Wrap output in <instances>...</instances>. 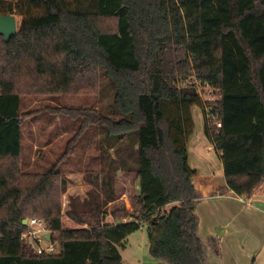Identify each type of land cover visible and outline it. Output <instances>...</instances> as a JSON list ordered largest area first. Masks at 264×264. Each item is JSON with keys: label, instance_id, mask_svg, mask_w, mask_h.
<instances>
[{"label": "trees", "instance_id": "trees-1", "mask_svg": "<svg viewBox=\"0 0 264 264\" xmlns=\"http://www.w3.org/2000/svg\"><path fill=\"white\" fill-rule=\"evenodd\" d=\"M20 1L0 0V14L24 16L9 41L0 34V264H125L119 246L145 224L155 259L211 264L189 163L193 107L203 110L229 188L251 195L264 184V0ZM104 17L116 19L114 30L100 27ZM100 78L103 198L92 199L98 217L71 214L89 228L64 227L61 162L23 168L25 96L88 90ZM206 82L219 91L218 129L198 90ZM119 170L138 178L136 206L113 209L115 220L105 221L119 198ZM30 217L55 231L58 252L39 254L21 238Z\"/></svg>", "mask_w": 264, "mask_h": 264}, {"label": "rangeland", "instance_id": "rangeland-1", "mask_svg": "<svg viewBox=\"0 0 264 264\" xmlns=\"http://www.w3.org/2000/svg\"><path fill=\"white\" fill-rule=\"evenodd\" d=\"M11 1L16 6H21L20 0ZM15 15L19 25L24 16ZM99 23L105 31L116 28L114 17L101 18ZM101 83L105 84V81H101L100 78L88 90L78 89L76 91L74 89L72 92L62 94L40 93L25 96L24 110H27L29 115L27 116V123L24 124L22 161L28 162V165H24L23 168L33 172L41 170L42 168L39 167L41 165L46 167L50 162L54 163L58 160L61 162V177L66 180L65 191L60 195L64 227L89 228L87 223L80 224L72 215L88 213L89 218L93 215L98 217L96 213H90L94 205L92 199L94 197L97 202L101 203L103 198L99 186L100 181L96 177L100 169L102 152V136L100 137L98 118L100 112H103L102 101L107 104V101L102 99L104 93ZM58 107L71 108V113L67 115L58 114L56 110ZM90 111L98 115L95 117L91 114L80 115V113L86 114ZM193 114L196 126L191 141L202 143L201 140H206L205 147L211 146V151L203 146L205 158H211V161L212 158L218 159L217 151L205 133V117L202 108L197 105L194 106ZM92 121L95 123L89 124L80 131L81 127ZM115 188L119 198L106 207L108 213L105 216V221L113 222L115 220V217L110 213L113 209L123 207L129 212H133L136 206L135 200L139 190V181L134 172L128 173L119 170ZM120 214L121 212H117V215ZM119 251L125 264H166L151 256L146 224L138 231L130 234L126 238L124 246H119ZM262 256L264 253L259 255L258 259ZM261 264H263V260Z\"/></svg>", "mask_w": 264, "mask_h": 264}, {"label": "crops", "instance_id": "crops-1", "mask_svg": "<svg viewBox=\"0 0 264 264\" xmlns=\"http://www.w3.org/2000/svg\"><path fill=\"white\" fill-rule=\"evenodd\" d=\"M194 134L188 143L189 163L197 171L192 182L201 193L196 208L198 234L207 245L208 262L261 264L263 260L264 264V256L258 259L264 253V184L257 185L251 195L242 188L238 195L232 194L220 152L215 148L218 159L214 161L205 158L206 140L193 142ZM205 148L211 151V146Z\"/></svg>", "mask_w": 264, "mask_h": 264}, {"label": "built area", "instance_id": "built-area-1", "mask_svg": "<svg viewBox=\"0 0 264 264\" xmlns=\"http://www.w3.org/2000/svg\"><path fill=\"white\" fill-rule=\"evenodd\" d=\"M198 86L200 95L206 101L205 112L210 126L215 129L221 128L222 120L220 114L213 109L217 106L215 102L219 97V91L208 82L204 84L199 83ZM230 192L238 195L231 188ZM240 199L243 202H246L244 197H240ZM24 225L27 226V230L21 234V238L25 240L35 252L42 254L59 251L58 241L53 239V233L55 231L48 226L47 222L43 218H27V222ZM46 234H50L51 238L48 239Z\"/></svg>", "mask_w": 264, "mask_h": 264}, {"label": "water", "instance_id": "water-1", "mask_svg": "<svg viewBox=\"0 0 264 264\" xmlns=\"http://www.w3.org/2000/svg\"><path fill=\"white\" fill-rule=\"evenodd\" d=\"M18 31V21L15 14H0V34L5 37L6 41H9ZM27 219L24 220L26 224ZM48 239L51 238L50 234H46Z\"/></svg>", "mask_w": 264, "mask_h": 264}]
</instances>
